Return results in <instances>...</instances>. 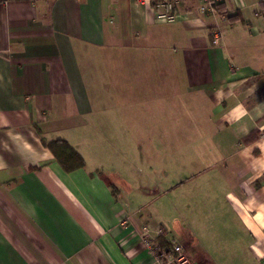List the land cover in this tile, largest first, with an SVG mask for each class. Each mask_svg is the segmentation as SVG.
Instances as JSON below:
<instances>
[{
  "label": "crops",
  "instance_id": "crops-1",
  "mask_svg": "<svg viewBox=\"0 0 264 264\" xmlns=\"http://www.w3.org/2000/svg\"><path fill=\"white\" fill-rule=\"evenodd\" d=\"M262 1L202 15L204 0H180L162 23L141 0H0V264H158L144 228L176 243V206L238 219L234 236L185 250L192 264H264ZM187 94L204 124L171 140ZM58 140L82 168L60 166ZM188 145L195 158L170 152Z\"/></svg>",
  "mask_w": 264,
  "mask_h": 264
},
{
  "label": "rangeland",
  "instance_id": "rangeland-1",
  "mask_svg": "<svg viewBox=\"0 0 264 264\" xmlns=\"http://www.w3.org/2000/svg\"><path fill=\"white\" fill-rule=\"evenodd\" d=\"M174 99L175 97L172 96V104ZM194 101V96L187 94L185 106L181 105L180 110H175L172 107L170 132L163 131L164 134L170 135L171 140L185 138L189 142L197 137L198 132L194 131L193 126L199 123L204 124L207 109L196 110ZM178 111L179 116L176 114ZM181 124L187 125L185 129L180 126ZM181 150H185V156L195 158V148L189 147V145L185 148L171 147L170 152L173 154L174 151L179 152ZM170 181H175L173 174ZM175 193L168 195L172 205L176 201L173 198H178L177 193ZM165 218L167 219L166 227L169 231L170 240L180 245H186L185 250L189 254H192L194 250L192 246L195 243L201 242L205 249L210 250L212 239L217 236H234L238 228V219L227 206H176L165 215ZM217 242L219 246L222 245V241L217 240ZM239 245L242 247L241 242Z\"/></svg>",
  "mask_w": 264,
  "mask_h": 264
},
{
  "label": "built area",
  "instance_id": "built-area-1",
  "mask_svg": "<svg viewBox=\"0 0 264 264\" xmlns=\"http://www.w3.org/2000/svg\"><path fill=\"white\" fill-rule=\"evenodd\" d=\"M180 0H141L142 3L149 6L155 12V18L162 23H172L175 20V8ZM214 4L211 0H204L203 4L198 8L200 14L214 12ZM221 32L214 28L210 33L212 45H218L221 40ZM162 230L156 231V236L163 235ZM148 228H144L143 242L146 249L153 256L158 264H192L185 253L182 245L177 243H169L162 246L157 240L150 237Z\"/></svg>",
  "mask_w": 264,
  "mask_h": 264
},
{
  "label": "trees",
  "instance_id": "trees-1",
  "mask_svg": "<svg viewBox=\"0 0 264 264\" xmlns=\"http://www.w3.org/2000/svg\"><path fill=\"white\" fill-rule=\"evenodd\" d=\"M219 7L220 5H214L216 10ZM260 13L262 16H264V1L260 3ZM231 20L232 19L230 18V21ZM46 146L66 172H72L83 167L84 161L82 157L72 147H70L67 142L58 140L51 142ZM160 243L162 246L166 245V242L162 240H160Z\"/></svg>",
  "mask_w": 264,
  "mask_h": 264
}]
</instances>
